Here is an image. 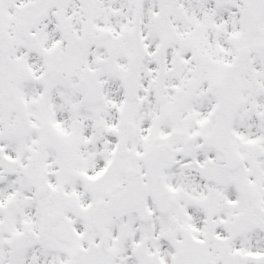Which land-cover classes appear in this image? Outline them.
<instances>
[{"label": "snow or ice", "instance_id": "snow-or-ice-1", "mask_svg": "<svg viewBox=\"0 0 264 264\" xmlns=\"http://www.w3.org/2000/svg\"><path fill=\"white\" fill-rule=\"evenodd\" d=\"M0 264H264V0H0Z\"/></svg>", "mask_w": 264, "mask_h": 264}]
</instances>
